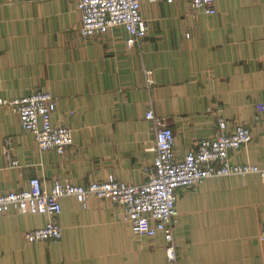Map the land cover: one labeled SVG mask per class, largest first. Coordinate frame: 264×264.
<instances>
[{"label": "crops", "instance_id": "crops-1", "mask_svg": "<svg viewBox=\"0 0 264 264\" xmlns=\"http://www.w3.org/2000/svg\"><path fill=\"white\" fill-rule=\"evenodd\" d=\"M216 13L190 0H142L148 24L140 44L127 29L82 36L76 0H0V98L37 90L52 93V120L73 129L61 155L40 151L17 114L0 105V191L29 187L39 177L88 185L113 174L128 184L147 179L154 164L155 131L146 112L174 131L183 158L198 141L245 126L251 141L230 152L232 164L264 166V0H216ZM155 83L146 85V70ZM12 142L11 164L4 154ZM264 178L218 176L177 190L174 240L167 255L162 234L137 235L114 201L92 197L84 208L62 199V237L29 243L24 233L48 216L10 209L0 217V264H264Z\"/></svg>", "mask_w": 264, "mask_h": 264}, {"label": "built area", "instance_id": "built-area-1", "mask_svg": "<svg viewBox=\"0 0 264 264\" xmlns=\"http://www.w3.org/2000/svg\"><path fill=\"white\" fill-rule=\"evenodd\" d=\"M173 1L167 0L168 3ZM190 1L192 7L208 14L217 11L216 0ZM76 3L81 13L79 31L82 36L104 34L119 25L127 29L131 44H140L147 35L148 24L141 13L142 0H76ZM145 74L147 87H153V70L148 69ZM0 105L18 115L22 128L34 135L40 151L54 149L63 155L72 145V127L53 123L52 117L58 104L49 91L37 90L21 98H0ZM256 109L259 113L264 112V102L257 103ZM146 119L153 124L155 131V159L154 164L145 169L147 179L144 183L128 184L110 174L107 179L88 185L56 181L48 190L39 177H33L28 188L0 191V217L10 209L24 214L47 215L48 221L43 227L24 233L25 240L29 243L56 241L62 237L59 216L63 197H76L84 208H88L92 197L108 199L120 206L123 221L131 224L135 234L147 237L162 234L167 242L168 258L175 261L177 190L195 187L208 178L218 176L258 174L264 178V166L230 163V152L247 145L252 137L245 126H238L227 133L228 122L223 116L218 118L217 135L198 141L183 158L176 155L172 127L153 109L146 112ZM3 152L12 165H18L12 156L10 138L6 139ZM259 239L264 241V227Z\"/></svg>", "mask_w": 264, "mask_h": 264}]
</instances>
